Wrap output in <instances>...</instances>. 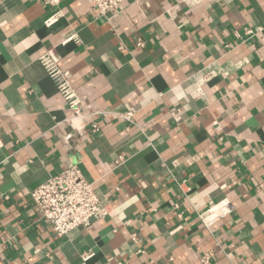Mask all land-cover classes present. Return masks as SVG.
<instances>
[{"label":"crops","instance_id":"1","mask_svg":"<svg viewBox=\"0 0 264 264\" xmlns=\"http://www.w3.org/2000/svg\"><path fill=\"white\" fill-rule=\"evenodd\" d=\"M61 7L48 28L42 2L0 0V264H264V30L248 33L264 29V0ZM73 33L81 43L63 44ZM50 48L99 134L69 121L38 61ZM75 160L130 225L53 234L31 193ZM221 209L207 229L199 214Z\"/></svg>","mask_w":264,"mask_h":264},{"label":"built area","instance_id":"2","mask_svg":"<svg viewBox=\"0 0 264 264\" xmlns=\"http://www.w3.org/2000/svg\"><path fill=\"white\" fill-rule=\"evenodd\" d=\"M50 9V15L45 19L44 25L48 28L58 23L63 17V0H36ZM132 1L140 3L141 0H91L97 11L98 18L107 17L119 9L123 4ZM258 31L248 30V33L255 35ZM81 41L77 33L70 35L63 44ZM141 46L142 43H139ZM44 67L48 76L55 83L56 88L65 100L71 112L69 121L76 131L87 130L91 134L97 135L100 132L99 124L88 122L93 114L87 113L88 106L84 102L82 93H79L72 83V73L64 70L60 65V56L54 48L47 49L38 59ZM198 91L200 88L197 89ZM124 120L133 122L134 113L128 111L118 114ZM71 137L68 136V139ZM123 157H119L118 163L123 162ZM185 183L179 184V188L185 191ZM31 197L44 221H46L58 238H64L73 230L88 227L94 220L104 219L109 216L116 224L130 225L131 220L123 221L115 212L110 211L108 205H103L94 185L89 182L80 168V161L71 162L70 167L60 173L49 177L45 182L39 184L31 193ZM228 206L227 204L224 207ZM226 214L221 209L214 213L199 214L200 220L207 229H211ZM135 240V238H134ZM95 253L89 250L81 255L83 261L90 260ZM203 264H211L210 258L204 257Z\"/></svg>","mask_w":264,"mask_h":264}]
</instances>
